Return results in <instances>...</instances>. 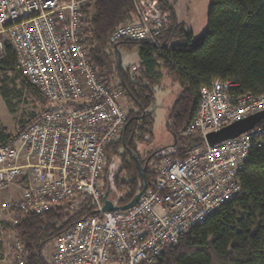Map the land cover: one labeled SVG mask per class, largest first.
Segmentation results:
<instances>
[{
	"label": "built area",
	"instance_id": "1",
	"mask_svg": "<svg viewBox=\"0 0 264 264\" xmlns=\"http://www.w3.org/2000/svg\"><path fill=\"white\" fill-rule=\"evenodd\" d=\"M94 1L0 0V51L8 40L18 69L56 107L29 124L17 144L0 147V193L21 190L0 206L13 215L12 225L16 212L96 208L97 215L54 239L50 264H155L240 193L252 150L264 148V120L213 146L206 135L263 110L264 92H237L239 83L220 78L202 86L184 129L198 134L200 144L184 158L163 157L136 205L103 211L107 148L121 139L129 111L121 82H105L90 60L83 20ZM132 1L136 20L118 27L110 43L149 40L162 50L170 13L159 0ZM15 246L16 264H27L20 242Z\"/></svg>",
	"mask_w": 264,
	"mask_h": 264
},
{
	"label": "trees",
	"instance_id": "2",
	"mask_svg": "<svg viewBox=\"0 0 264 264\" xmlns=\"http://www.w3.org/2000/svg\"><path fill=\"white\" fill-rule=\"evenodd\" d=\"M159 1L171 18L159 38L162 50L149 40L110 43V36L118 27L136 20L132 0H95L84 10L85 44L90 60L105 82H121L129 111L128 125L121 139L107 148V152L121 158V166L114 178L116 188L123 191L115 201L120 205L131 201L142 185L131 150L143 163L138 143L145 141L144 136L149 134L144 121L153 103V86L159 80L155 77L158 66L182 88L168 123L176 136L192 121L200 88L210 85L214 79L239 83L237 92H264V0H210L207 28L198 37L192 31H185L174 4ZM120 47L139 48L141 64L132 71L139 72V79L134 80L132 73L119 62L111 72L108 69L105 62L108 52ZM16 85L21 91L46 99L18 69L14 47L5 40L4 49L0 51V91L6 100L19 94ZM46 112L48 109L23 121L17 136ZM143 112H146L143 118L136 117ZM185 138L186 144L173 146L172 155L176 151L179 158H184L182 149L200 141L196 133ZM10 143V135L0 131V147ZM121 147L124 153L119 152ZM163 157L165 154L159 159ZM150 167L151 164L147 168V177L152 185L155 172ZM124 172L134 175L131 183H122ZM241 179L242 189L237 196L210 215L179 245L166 249L162 259L155 264H264V148L252 150ZM95 215L96 208L91 203L76 211L62 205L44 213L16 212V225L0 219V237L4 229L11 231L23 247L27 264H50L44 256L46 245L79 221Z\"/></svg>",
	"mask_w": 264,
	"mask_h": 264
},
{
	"label": "rangeland",
	"instance_id": "3",
	"mask_svg": "<svg viewBox=\"0 0 264 264\" xmlns=\"http://www.w3.org/2000/svg\"><path fill=\"white\" fill-rule=\"evenodd\" d=\"M167 1L174 4L178 15V20L185 25L186 32L192 31L196 37L205 32L207 28L210 0ZM119 52L122 56V67L124 69H128L130 73H132L131 67L134 65L139 67L141 64L139 48L133 50H128L124 47H120L118 50L114 48L108 52V57L105 61L110 72L113 70L114 66H116V63L119 62ZM156 71L157 73H155V77H157L159 80H157L153 86V103L149 108V113L146 120L144 121V123L148 126L149 134L147 135H149V138H146L145 135V141L138 143V150L141 158L143 159V164L154 151L163 150L150 160L148 166L151 164L150 168L152 171H154L160 163L161 160L159 157H162L164 154L165 156L170 155L171 157L179 158L176 151H174L173 155L171 154V149L177 144H186L184 138L187 137V135L184 134L185 128L176 136L175 131L173 129L171 130L168 125L170 122L169 120L172 106L174 105L178 94L182 89L181 85L178 82L172 81L168 74L159 66ZM139 77V72L132 73V78L134 80L139 79ZM16 90L19 94L13 98H10L9 100H6L0 91V131H5L8 133L12 138L13 144H17L19 142V136L17 135L23 121H26L32 117V114L37 115L45 109L50 111L56 108L51 106L46 99H43L38 95H35L34 97L27 91H21L19 85H16ZM124 102L126 103L125 99ZM143 113L146 115V112ZM142 115H136V117L139 118ZM185 139L188 140L189 138ZM118 141L111 143L110 145H113ZM200 142L201 140L191 147H184L183 149L181 148L184 151L183 155L187 156L188 152L193 147L199 145ZM119 152L124 153V148L121 147ZM120 166L121 158L114 156L111 152H107L106 166L100 179V183L104 194L109 190V198L112 201H116V199H118L123 192L116 188L114 181L115 174L119 170ZM127 178H132L131 181H133L135 177L134 175L124 172L121 175L122 183H131L126 181ZM20 192L21 190L18 185H15L13 189L8 192H1L0 203L3 200L18 199ZM12 218L13 215L4 211L0 206V219L4 222L11 223ZM15 243V235L11 231L4 229L0 237V256L5 257V259L0 261V264H16V259L14 258L16 253ZM51 245L52 242L48 243L44 248V253L46 255L45 257L48 259L50 258Z\"/></svg>",
	"mask_w": 264,
	"mask_h": 264
},
{
	"label": "water",
	"instance_id": "4",
	"mask_svg": "<svg viewBox=\"0 0 264 264\" xmlns=\"http://www.w3.org/2000/svg\"><path fill=\"white\" fill-rule=\"evenodd\" d=\"M119 64L122 65V56L119 52ZM145 114L141 116L143 118ZM262 120H264V109L257 111L255 113H252L248 115L247 117L238 119L236 121H233L232 123L222 127L219 130L209 132L206 135L207 143L210 146L216 145L221 143L222 141H225L227 139H233L244 132H247L251 129H253L258 123H260ZM128 125V124H127ZM126 125V126H127ZM163 150H156L154 151L146 160V162L143 164L137 153H135L133 150H131L132 155L134 159L136 160V163L139 167V171L141 174L142 179V185L138 188V191L136 192L135 196L126 204L120 205L115 203L109 198V190L105 192L104 194V206L103 211H112V210H126L130 207H133L138 203L143 193L146 191V189L149 187V181L147 177V167L149 165L150 160L157 155L159 152H162Z\"/></svg>",
	"mask_w": 264,
	"mask_h": 264
},
{
	"label": "crops",
	"instance_id": "5",
	"mask_svg": "<svg viewBox=\"0 0 264 264\" xmlns=\"http://www.w3.org/2000/svg\"><path fill=\"white\" fill-rule=\"evenodd\" d=\"M134 49H136V48H134ZM133 50V49H132ZM5 259V257H3V256H0V261H3Z\"/></svg>",
	"mask_w": 264,
	"mask_h": 264
},
{
	"label": "flooded vegetation",
	"instance_id": "6",
	"mask_svg": "<svg viewBox=\"0 0 264 264\" xmlns=\"http://www.w3.org/2000/svg\"><path fill=\"white\" fill-rule=\"evenodd\" d=\"M115 202V201H114Z\"/></svg>",
	"mask_w": 264,
	"mask_h": 264
}]
</instances>
